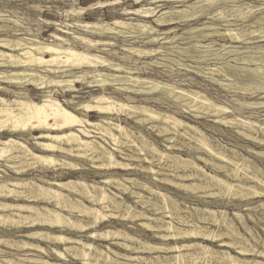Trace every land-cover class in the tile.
Returning <instances> with one entry per match:
<instances>
[{
	"label": "bare ground",
	"instance_id": "1",
	"mask_svg": "<svg viewBox=\"0 0 264 264\" xmlns=\"http://www.w3.org/2000/svg\"><path fill=\"white\" fill-rule=\"evenodd\" d=\"M125 1H134V4L138 5L137 8L122 7L119 14L127 18L115 16L111 21H107L103 15H100L97 20H85L87 12L93 11L96 7L102 9L109 6L117 7L124 2V0H100L89 6H72L65 9L70 19L73 20L72 22L42 19L43 23L55 28V31L50 33L48 38H44L42 32L39 36L37 34L32 35L31 31L28 30L29 34L17 33L20 29L10 30L9 22L20 26L18 25L19 22L0 12V22H3L0 24V33L2 31L13 32L12 36L0 37V90L15 95V97L9 98L0 94V161H5L10 168L20 165L21 169L17 171L23 172L30 168L39 170L57 168L58 166L76 167L74 161L65 157L66 153H71L78 157L101 161L100 166L110 167L125 163L120 161L109 147L116 149L118 144H124L134 147L136 150L145 151L147 149L154 157L160 159L168 158L171 167L176 165L184 169L194 168L193 172L186 174V176L203 177L201 187L211 189L213 194L244 193L250 189L246 182H229L217 173L206 172L203 165L197 163L193 157L183 158L169 152L167 149H170L174 144H168V141L172 142L177 136H180L195 141L201 147L200 149H204L214 157L227 164L231 163L235 165L236 169L244 171L247 179H254L263 187L261 190L254 189L250 195L253 197L264 196V178L258 175V171L252 170L243 161H236L237 156L227 154L220 144L212 145L211 141L208 143L207 134L202 129L152 105L127 102L116 95H127L129 99H135V96H151L149 98L153 102L168 98L185 113H189L195 118L214 117V119L211 118V121L238 125L254 133L264 135V118L253 120L247 116L234 114L231 116L230 113L237 109L234 105L221 102L204 91L192 87H183L176 80H163L144 75L142 70L143 67L147 66L166 67L168 64L162 60L170 59L182 70L188 73L193 72L202 77L204 81L220 86L225 91L243 94L264 91V44H261L264 42V6L253 5L252 2L239 3L237 0ZM163 1L174 2V5L168 8H160L162 6L160 3ZM179 2L182 4H176ZM135 16L138 18L136 19ZM204 17L207 18V21L200 25L194 24ZM150 18H152L151 21ZM183 22L191 23L182 34L176 33V27L173 25ZM163 27L167 28L162 29ZM77 28L79 30H76ZM117 37L130 40L131 43L120 45L110 39H117ZM181 37H185L190 44L185 45V47L180 46V44L170 47L165 45L176 43L177 39ZM221 41H230L231 43ZM140 42L145 46L134 45ZM76 43L83 45L84 50L76 48ZM234 43L247 45H233ZM252 43H256V45H248ZM115 47H120L125 53V55L119 56L120 60L111 59L94 52V50H113L117 54L118 50ZM168 48L172 50H168ZM185 49L192 52L188 51L187 53H190L188 58L194 63H185L182 62L183 58L177 59L168 56L169 53H174L173 51L182 53L184 52L182 50ZM133 56L139 59H151L142 61V66H137V62L130 65L129 63H133ZM30 87L41 92L39 101L34 100L33 95L29 92ZM84 87L98 92L92 93L82 100H76L79 97L78 93ZM109 89L115 94H108ZM60 93L65 95L70 93L73 99L62 100ZM235 101L236 104L246 107L252 113H258L257 110L264 107L262 100L242 101L237 98ZM68 103L73 104L72 109L65 105ZM94 112L100 117L98 121H93L90 118V114ZM123 119L148 122L152 129H163L168 134V137L163 140L167 149H161L151 140V143H148L147 136L141 129L134 128L130 124H123L121 122ZM4 130L9 132L5 138L1 136V131ZM34 131H39V133L35 134ZM25 132L27 135L22 134ZM15 134H19V137H16ZM29 139H32L33 145L29 144ZM257 153L260 156L261 154L264 155V152ZM200 158L207 161L204 156H200ZM218 167L220 166L218 165ZM233 173L235 174V172ZM39 178L42 183H38L30 177H12L7 170L0 169V196L13 195L35 199L37 202H52L55 206L62 207L68 205L79 209L78 214L83 218H95L98 221L107 218V214L102 213L100 208L108 207L107 202L112 199L111 194L106 189L109 184L117 182L119 186L127 190L131 189L129 184H140L143 188H150L141 184L137 178L126 177L108 176L101 181L94 182H88L84 179H48L43 176H39ZM182 185L189 186L190 184ZM152 191L165 205L166 213H180L182 208L168 193ZM81 196L95 199L100 207H89L82 202ZM140 198L138 195L137 201ZM260 204L263 206L264 202ZM184 206L189 208L188 203H184ZM114 207L117 206L114 205ZM128 208L130 212L132 206L128 205ZM192 215L202 221L212 218L213 220L210 222L219 225L218 227H224V233L229 235L231 240L221 241L220 245H230L237 254L228 249H216L199 241L165 244L139 240L143 248L172 252L168 256H162L159 253L154 257L132 256L117 252L107 246L108 250L114 251L115 255L132 259L126 264H188L189 259L199 260L207 264H264L262 260L247 257L255 252L264 256V251L252 250L251 247L245 245V239H240L241 235L236 229L238 227H236L231 216L227 215L226 210L195 207ZM235 216L244 226L247 225L244 214L235 212ZM161 219H158V229L169 230L171 231L170 235L174 237L201 234L211 238L216 237L208 233H201L200 230L196 229L201 227L200 225L182 215L178 221L195 223L196 226L193 225L194 228L180 232L177 231L180 228L171 221ZM35 222L56 224L61 227L64 224L62 213L48 205L0 200L1 224L24 225ZM91 222L93 223V221L89 223ZM144 224L150 225V223ZM78 226L82 230L87 227L84 224ZM248 227L250 226L248 225ZM33 233L45 234L42 238L49 244H64L66 249H73L75 256L85 263L90 262V257L103 259L106 264H112L114 259L113 255L107 253L106 249H102L89 241L41 230H34ZM87 234L94 237L98 235V232L90 231ZM99 235L105 238L116 236L124 239H137L131 233L118 228L109 229ZM67 241L71 244L66 245ZM117 243L119 244V242ZM261 243L264 245L263 240ZM0 246V253L7 252L2 247L11 246L19 249L25 248L27 249L25 250L26 253L39 249L45 254L54 252L59 259L66 257L65 252L56 246H43L31 240L4 236L0 237ZM163 257H166L170 263L166 260L163 261ZM142 260L146 261L140 263ZM0 264L73 263L16 254L10 258L0 257Z\"/></svg>",
	"mask_w": 264,
	"mask_h": 264
},
{
	"label": "rangeland",
	"instance_id": "2",
	"mask_svg": "<svg viewBox=\"0 0 264 264\" xmlns=\"http://www.w3.org/2000/svg\"><path fill=\"white\" fill-rule=\"evenodd\" d=\"M98 1L100 0H21V1L0 0V12L7 14L9 17L19 22L18 25L20 26H16V24H14L13 22H9L8 24L11 26L10 30L20 29V31H17V33L29 34V32H27L28 30L31 31L32 35L37 34L39 36L42 32L43 33L42 36L44 38H48L49 34L55 31V28L50 27V25H46L45 23H43L42 19L48 21H56V22L58 21L72 22L73 20L70 19L68 14L65 12V9H69L72 6H77V7L89 6L90 4L97 3ZM102 1H108V0H102ZM237 1H239V3L252 2L253 5L264 6V0H237ZM180 3L182 4V2L176 4H180ZM160 4H162L160 8H168L174 5V2L163 1ZM125 6H129L131 8H137L138 5L134 4V1L124 0V2L117 7L109 6L103 9L101 7H96L93 11L87 12L85 16V20H97V18L100 15H103V18L107 21H111L115 16H119L120 18L121 17L127 18L126 16L119 14L122 7ZM135 18L137 19L138 17L135 16ZM151 19L152 18H150L149 20L151 21ZM205 21H207V18L204 17L201 19V21L194 24L200 25ZM190 23L183 22V23L175 24L173 26L176 27L177 30L176 33L182 34L184 29L190 26ZM0 24H3V22H0ZM165 28L167 27H163L162 29ZM76 30L79 29L77 28ZM7 35L12 36L13 32L7 33L2 31L0 33V37H5ZM110 39L116 41L120 45L131 43L130 40H126L123 37H117V39L115 38H110ZM221 42L231 43L230 41H221ZM175 44H180V46L185 47V45L188 46L190 43L187 41V39H185V37H181L177 39L176 43H170L165 45L170 47ZM261 44H264V42H261ZM134 45L145 46V44H142L141 42L135 43ZM233 45L246 46L247 44L234 43ZM248 45H256V43H252ZM76 46H77L76 48L84 50L83 45H81L80 43H76ZM115 49L118 50L117 54H115L113 50L112 51L94 50V52L105 55L111 59L120 60L119 56L125 55V53L123 50L120 49V47H115ZM168 50H172V49L168 48ZM182 51L184 52L179 53L173 51L174 53L172 54L169 53L168 56L177 59L183 58L184 60L182 62L185 63H194L188 58V56L192 52L188 50L190 53H187L188 51L186 49ZM150 59L151 58L139 59L136 56H133V63H129V64L134 65V63L137 62V66H142L143 65L142 61H146ZM162 61L167 63L168 66L162 68H157L154 66L143 67L142 68L143 74L158 77L163 80H170V81L176 80L183 87H192L204 91L205 93H208L210 96L215 97L221 102L224 103L228 102L229 105L232 106L234 105L237 108L234 110L233 113H230L231 116L234 115L245 116V117L247 116L248 118H251L253 120H259L264 118V107L257 110L258 113H252L246 107H242L236 104L235 101V99L237 98H239L242 101L245 100L264 101V97H262L264 96L263 90L257 91L254 94H243L239 92L225 91L220 86L212 84L211 82L208 81H204L202 77H200L199 75L193 72L188 73L187 71L182 70L177 65H175V63L170 59H165ZM29 92L33 95L35 101L40 100L41 92L33 89L32 87L29 88ZM97 92L98 91H94L91 88L84 87L78 93L79 97H77L76 100H82L84 98H87L92 93H97ZM107 93L115 94L111 89H109ZM0 94L7 96L9 98L15 97L13 93L11 92L8 93L4 90H0ZM116 95L119 96L122 100L127 102L132 101L134 103L152 105L160 110L171 113L197 126L198 128L202 129L204 132H206L208 143L211 141L210 143L212 145L220 144L221 146H223L222 149L224 148V151L227 154H229L230 156L235 154L237 156L235 159L236 161H243L244 163H247L252 170H257L258 172L257 171L256 172L258 173V175L264 178L263 175L264 155L261 154L260 156L257 153V152H264L263 134L254 133L253 131L249 129H244L238 125H228L220 122L211 121V118L214 119V117L195 118L191 114L185 113L179 106H177L173 101H171L168 98H163L160 101L153 102L149 98L151 96H135V99H129L127 98V95H122V94H116ZM261 97L262 99H259ZM60 99L71 100L73 99V96L70 93H67L66 95L60 93ZM65 105L72 109L73 106L72 103L71 104L68 103ZM90 118L93 121H98L100 119L99 115L95 112L90 114ZM121 122L125 125L130 124V126L134 128L141 129L144 132V134L147 136L148 143H151L153 141V143L157 144L158 147H160L161 149H167L166 144L163 143V140L166 137H168V134L164 132L163 129L161 128L152 129L148 124V122H135L132 119H123ZM34 133L38 134L39 131H34ZM22 134L27 135L26 132ZM8 135H9L8 131L6 130L1 131L2 137L5 138ZM15 136L19 137V134H15ZM20 138L22 137L20 136ZM176 138L172 142L168 141V144H174L170 147V149H167L169 152L174 153L176 155H180L183 158L193 157L197 163L203 165L206 172L208 173L210 172V174L217 173L220 176H222L224 179L229 180V182H246L247 186L250 189H247L246 191H244V193L235 192V193L213 194L212 193L213 191L211 189L201 187L200 184L203 182V177L186 176V174H191L194 168L189 167L187 169H184L176 165L171 167L170 159L168 158L160 159L159 157H154L152 153L148 152L147 149L145 151L138 149L136 150V148L124 144H118V146H116V149H113L112 147L109 148L112 149V151L115 153V156L125 164L110 166V167L100 166L101 161L92 160L85 157H78L75 154H71V153L69 154L66 153L65 157L69 160L74 161L75 164L77 165L76 167L58 166L57 168H45L39 170H37L36 168H30L23 172V171H17L21 169L20 165H16L10 168L8 165H6L5 161H0V169L7 170L10 173V176L12 177L21 176L28 178L30 177L33 178L38 183H42L39 176H43L48 179H57V180L84 179L88 182L101 181L108 176H114L121 178H125V177L137 178L141 184H145L150 187V188H143V186L140 184L131 185L128 183L130 185L129 188L131 189L127 190L119 186L117 182L113 184L112 183L109 184L106 189L111 194L112 199H110V201L107 202L108 207L100 208L102 213L107 214V218L99 219L98 221H96L95 218H83L80 214H78L79 209L70 207L68 205L66 206L67 207L66 208L65 206L63 207L55 206L52 202H46V201L37 202L35 199L15 197L13 195H1L0 200L28 203L34 205L45 204L51 208L57 209L62 213V220L64 224L63 227H61L56 224L53 225L50 223H41V222L29 223L24 225H17V224L5 225L0 223V237L5 236V237H12L21 240H31L43 246H48V247L56 246L65 252L66 257L64 259H59L54 254V252H51V254H47V253L45 254L39 249H35L33 251H30L29 253H26L25 250L27 249L25 248L19 249L17 247H11V246L2 247V249L6 250L7 252L0 253V257L10 258L15 256L16 254H24L25 256L35 257L39 259L41 258V259H48L51 261H64L66 263H73V264H89V263L106 264L105 260L103 261V259L101 260L95 259L94 257H90V262L85 263L83 260L75 256V251L73 249L72 250L66 249L64 244H49L47 241H45L42 238V236L44 237L45 234L43 235L34 234L33 233L34 230L64 234L69 237H74V238L82 239L83 241L92 242L96 246L102 249H106L108 251L107 253L113 255L114 259L112 261V264H117V263L126 264V262H130L132 261V259L125 256L115 255L114 251L108 250V247H110L113 250H116L117 252L132 256L142 255L145 257H149V256L154 257L158 253L162 256H168L172 254V252H169L167 250L159 251V250H150L147 247L143 248L139 240L141 241L147 240L153 243H165V244H178V243L182 244L189 241H199L204 244L211 245L216 249H228L232 253L237 254L235 252V249H233L230 245L227 244L220 245L221 241L231 240L229 235L224 233L225 230L224 227L221 226L218 227L219 225L210 222L213 220L212 218H209V220L207 221H202L198 219L196 216H193L192 213L195 207L202 209L212 208L217 210H226L227 215L231 216V218L234 220L236 224V227H238L236 229H238L237 231L241 235L240 239L243 238L246 240V241L244 240L245 245L249 248L251 247L250 249L252 250L254 249L256 251L258 250L264 251V248H262L264 245L261 243L262 240L264 241V205L261 206L260 204L264 202V196L253 197L252 195H250V193L254 189L257 190L263 189L261 184H259V182H257L254 179L251 180H249V178L247 179V177L244 174V171L236 169L235 165L231 163L227 164L221 159L216 158L210 153L206 152L204 149H200L201 147H199L195 141H190L180 136H177ZM99 140L102 139L99 138ZM28 142L29 144L33 145L32 139H29ZM35 150L39 151L38 149ZM200 156H204L205 158H207V161L202 160ZM218 165L220 167H218ZM233 172H235V174ZM242 176L246 178H243ZM182 184H190V185L183 186ZM190 189L192 192L190 191ZM152 190H155V192L168 193L182 208L181 209L182 211L180 210V213H176V214L175 212L173 214L169 213L170 215L166 213L165 205L162 204L157 194L154 193ZM138 195H140L141 197L139 201H137ZM81 200L89 207L92 208L100 207L95 199H90L88 197L81 196ZM184 203H188L189 208L188 207L186 208L184 206ZM114 205L117 207H114ZM128 205L132 206L130 212L128 211L129 209ZM235 212H240L244 214L245 224H247L246 226H244V224L240 222L239 219L235 216ZM180 215L184 216L185 218H188V220H191L192 222L197 223V225H200L201 227H197L196 229L200 230L201 233H208L216 237L211 238L204 236L202 234L198 236L182 235L179 237H174L170 235L171 231L162 228L158 229L157 223H159L158 221L159 218L160 219L162 218L165 221H171L175 226L180 228L177 229V231L180 232L187 231L190 228H194V226H196L195 223H181L180 221H178ZM155 217H159V218H155ZM90 221H93V223L92 222L89 223ZM144 223H150V225L148 226L145 225ZM80 224L87 225L86 229L82 230L81 227L78 226ZM69 225L72 227H70ZM248 225L250 227H248ZM114 228H118L121 230L123 229V231L125 230L126 232L131 233L137 239L135 240L124 239L122 237H116V236L105 238L99 235L100 233H103L109 229H114ZM90 231H97L98 235L92 237L87 234ZM117 242H119V244ZM70 244L71 242L67 241L66 245H70ZM247 257L256 258L258 260L264 261V256L256 252L251 253V255H248ZM166 259H167L166 257L165 258L163 257L162 260L165 261ZM148 260L150 261V259ZM144 261L146 260H142L140 263H144ZM188 262H189L188 264L191 263L193 264L195 262H196L195 264H207V263H202L199 260H193V259H189Z\"/></svg>",
	"mask_w": 264,
	"mask_h": 264
}]
</instances>
